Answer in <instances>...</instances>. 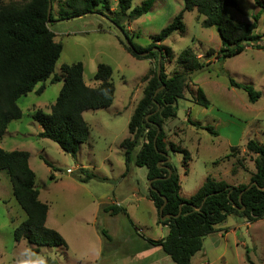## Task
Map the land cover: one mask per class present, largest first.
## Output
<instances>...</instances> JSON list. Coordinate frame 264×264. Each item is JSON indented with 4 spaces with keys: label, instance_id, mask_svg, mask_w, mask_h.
<instances>
[{
    "label": "rangeland",
    "instance_id": "1",
    "mask_svg": "<svg viewBox=\"0 0 264 264\" xmlns=\"http://www.w3.org/2000/svg\"><path fill=\"white\" fill-rule=\"evenodd\" d=\"M107 1L111 12H117V0ZM144 1L133 0L132 7H140ZM233 1L235 7L227 10L230 17L251 23L259 11L254 1ZM29 2L0 0V10L22 8ZM182 6V0H154L147 14L126 24L133 43L148 46ZM51 7L53 21L47 26L54 34V42L62 46L54 74L61 77V66L79 62L83 82L92 88L99 85L93 81L97 67L107 65L112 71L114 100L108 108L83 113L90 136L74 157L52 141L39 138L40 127L32 120L37 111L50 113L62 82L50 84L48 80L41 95L29 93L17 100L21 118L8 124L0 148L30 154L28 164L35 175L38 199L48 206L45 226L58 232L67 247H42L38 254H33L26 241L14 242L13 231L25 220V215L14 200L7 174L1 171L0 264H141L143 244L147 239H163L167 229L152 226L151 208L132 196L147 193V170L132 162L126 172L120 143L129 137L128 122L146 86L143 78L153 70L155 61L135 59L125 50V38L110 23L113 13L58 21L60 11L66 10L65 0L55 1ZM202 20L196 11L185 13L184 32H174L162 43L172 54L171 60L162 62L164 73L167 77L182 76L183 98L177 101L176 117L166 120L163 129L167 142L189 154L186 168L182 154H169L179 177V195L184 199L193 195L207 177L232 186L247 185L250 175L255 173L256 156L247 152L245 145L251 139L264 145V49L248 45L243 53L219 61L218 34L214 28H203ZM256 33L264 43V14L260 15ZM209 49L214 52L212 56L207 55ZM184 51H188L186 66L177 62ZM230 79L253 87L261 95L259 100L249 103L244 91L229 86ZM198 88L209 102L207 108L195 103ZM187 120L212 128L217 136L190 125ZM77 165L96 178L79 182L85 175ZM111 201L127 214L105 213L102 207ZM245 223L244 219L229 216L223 227L204 238L203 251L194 255L191 264H264V219Z\"/></svg>",
    "mask_w": 264,
    "mask_h": 264
},
{
    "label": "trees",
    "instance_id": "2",
    "mask_svg": "<svg viewBox=\"0 0 264 264\" xmlns=\"http://www.w3.org/2000/svg\"><path fill=\"white\" fill-rule=\"evenodd\" d=\"M49 1L53 3L60 0H30L22 8L0 10V140L8 124L21 118V111L16 104L19 98L32 92L41 95L48 80L50 84L62 82L50 113L37 111L32 115V120L41 128L39 138L52 141L64 153L74 157L90 136L83 113L105 109L113 103L115 90L111 82L112 71L107 65H99L93 75V81L99 82V85L92 88L84 84L83 67L79 62L61 66V77L54 74L62 46L54 42V34L47 26L53 21L50 15L47 20ZM132 1L117 0V12L113 13L107 0H65L66 10L60 11L58 21L96 13H113L110 23L131 44V48L125 45V50L138 60L154 59L153 70H149L143 78L146 86L142 98L128 122L129 137L120 143V148L126 172L132 162L136 167L146 168V180L151 182L147 198L156 210L157 223L168 228L166 237L160 240L147 239V246L160 248L174 264H191L192 257L202 250L204 238L213 234L215 227L223 224L227 217H238L247 223L264 219V145L252 139L245 145L246 151L256 156L255 173L247 185L232 186L224 181L206 178L188 199L180 197L179 177L167 159L170 153H180L186 168L190 158L185 150L166 141L163 126L166 120L176 117L177 101L183 98L182 76L174 74L167 77L164 73L162 62L171 60L172 54L162 43L174 32L183 33V15L196 11L203 18L201 26L214 28L218 34L221 43L219 61L243 53L248 45L262 50L264 43L256 30L260 15L264 14V0H253L259 11L251 23L230 17L227 10L235 7L233 0H182L181 11L169 25L151 38V43L146 47L133 43L126 24L147 14L154 0H145L140 7L135 8L132 7ZM145 52H149L148 55L141 57L140 54ZM187 53L184 51L178 56V64L187 65ZM213 54L212 49L207 51L208 56ZM159 56L161 72L158 79L156 70ZM229 86L244 91L251 104L256 103L261 96L253 87L237 84L231 79ZM195 103L204 108L209 106L199 88ZM187 122L217 136L212 128L200 127L190 120ZM137 148L139 150L135 153ZM233 151L235 148H230V152ZM28 158L29 154L25 151L6 152L0 148V172L7 174L14 200L25 215V220L13 231V240L16 243L26 241L33 254H38L42 247L66 249L62 236L45 226L48 206L38 199L35 175L29 168ZM44 164L52 168L46 160ZM79 171L85 175L79 182L85 183L95 178L90 172L83 169ZM102 210L111 216L126 215L125 210L116 206H105ZM179 212L180 215L175 218ZM164 216L169 218L161 220ZM102 234L106 236L103 231Z\"/></svg>",
    "mask_w": 264,
    "mask_h": 264
},
{
    "label": "crops",
    "instance_id": "3",
    "mask_svg": "<svg viewBox=\"0 0 264 264\" xmlns=\"http://www.w3.org/2000/svg\"><path fill=\"white\" fill-rule=\"evenodd\" d=\"M33 93V92H32ZM40 127V126H39ZM41 132V128H39V133ZM7 133V132H6ZM0 143H1V141H0ZM7 152V151H6ZM28 153V152H27ZM29 154V153H28ZM29 156H30V154H29ZM28 162H29V158H28ZM29 165V164H28ZM77 167L79 168V170L80 169H83V167L80 165H77ZM31 169V168H30ZM83 170H85V169H83ZM86 171V170H85ZM88 172V171H87ZM94 175V174H93ZM250 177H251V175H250ZM96 178V177H95ZM95 178H93V179H95ZM207 178H209V177H207ZM92 180V179H91ZM88 181H90V180H88ZM88 181H86V182H88ZM205 181V180H204ZM203 181V182H204ZM85 182V183H86ZM180 183V182H179ZM148 189V188H147ZM110 194L112 195V196H114V190H112L111 189V191H110ZM138 195H140V194H133L132 196L134 197V198H136L137 200H139L140 202H142V201H145L146 203H147V205H148V207L149 208H151V210H152V212L154 213V220H153V222H152V226H154V227H163V228H165V229H167V234H168V228L166 227V226H162V225H160V224H158L157 223V214H156V210H155V208H154V206H153V204H152V202L147 198V193H145L144 195L143 194H141V196L139 197ZM114 201H111V202H108V203H106L105 205H103V207H105V206H116V207H119V208H121V206H119V204L118 203H113ZM102 207V208H103ZM122 209V208H121ZM126 211V210H125ZM126 214H127V212H126ZM228 218V217H227ZM227 220V219H226ZM247 223V222H246ZM245 223V224H246ZM224 226V224H221V225H218V226H216L215 227V230L217 231L218 229H219V227H223ZM143 252H142V257H141V264H163V263H167V264H174L173 262H172V260L168 257V256H166L163 252V254H160V252H157V251H161V249L160 248H155V247H148L147 246V244L146 243H144L143 244ZM159 249V250H158ZM203 251V248H202V250L200 251V252H198V253H196L195 255H197V254H199V253H201ZM194 257V256H193ZM192 257V258H193ZM219 259H220V257H219ZM168 261H170L169 263H168Z\"/></svg>",
    "mask_w": 264,
    "mask_h": 264
},
{
    "label": "water",
    "instance_id": "4",
    "mask_svg": "<svg viewBox=\"0 0 264 264\" xmlns=\"http://www.w3.org/2000/svg\"><path fill=\"white\" fill-rule=\"evenodd\" d=\"M51 2L49 1V4H48V8H47V20H49V15H50V12H51ZM49 22V21H48ZM125 45L128 47V48H131V44L127 41V39H125ZM149 52H145V53H141L140 56L141 57H145L148 55ZM160 72H161V58L160 56L158 57L157 59V70H156V73H157V77L159 79V75H160ZM161 89V88H160ZM159 90H157L155 92V94L158 92ZM167 161H170V158L168 157ZM151 182H148V188H151ZM162 209H163V206L160 208V214L162 213ZM244 208H242L241 210H243ZM180 215V212L178 215L175 216L178 217ZM166 218H169V216H164V217H161V220H164Z\"/></svg>",
    "mask_w": 264,
    "mask_h": 264
},
{
    "label": "built area",
    "instance_id": "5",
    "mask_svg": "<svg viewBox=\"0 0 264 264\" xmlns=\"http://www.w3.org/2000/svg\"><path fill=\"white\" fill-rule=\"evenodd\" d=\"M68 173H71L70 170H68Z\"/></svg>",
    "mask_w": 264,
    "mask_h": 264
}]
</instances>
